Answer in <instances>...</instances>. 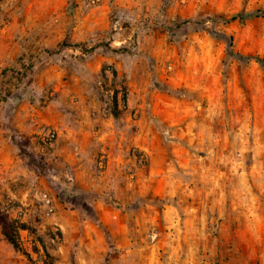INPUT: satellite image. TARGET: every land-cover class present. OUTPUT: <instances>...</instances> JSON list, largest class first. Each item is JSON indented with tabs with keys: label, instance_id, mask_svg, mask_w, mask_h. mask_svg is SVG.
Masks as SVG:
<instances>
[{
	"label": "rangeland",
	"instance_id": "obj_1",
	"mask_svg": "<svg viewBox=\"0 0 264 264\" xmlns=\"http://www.w3.org/2000/svg\"><path fill=\"white\" fill-rule=\"evenodd\" d=\"M261 10L0 0V264H264Z\"/></svg>",
	"mask_w": 264,
	"mask_h": 264
},
{
	"label": "trees",
	"instance_id": "obj_2",
	"mask_svg": "<svg viewBox=\"0 0 264 264\" xmlns=\"http://www.w3.org/2000/svg\"><path fill=\"white\" fill-rule=\"evenodd\" d=\"M247 17H248L247 15L241 14V15H234V16H231V17L228 18V19H223V20H224V22H226V23H230V22H235L236 20H245ZM253 17H256V18H258V17H262V18H264V11H262V10H261V11H257V12L253 15ZM189 22H190V21H185L184 24H188ZM230 40H231V42H230V46L232 47V46H233V39H232V37L230 38ZM258 60H259V62L261 63L262 67L264 68V58H263V59H258ZM112 75H113L114 79H117V78H118V73H117V71H116L114 68L112 69ZM102 76L106 78L107 75H106V72H105V71L102 72ZM123 88H124V87H123ZM124 90H125V89H124ZM118 103H119V101H118V95L116 94V95H115V98H114V105L116 106V107H115V110H117ZM123 104H124V106L126 107V105H127V95H126V92H125V94H124V96H123ZM114 115L117 117V116H118V111L114 112ZM22 229H24V230L26 229V230H27L26 227H23ZM28 231H29V230H28ZM14 232L17 233L16 230H14ZM31 232H32V231H31ZM34 234H36V233H34ZM4 235L6 236V238L8 239V241L13 245V247H14L18 252H20V253L26 255L29 259H32L30 253H28L26 250H24V249L22 248L21 243H20V241H19V239H18V236H16L15 234H12V231H10L9 229H8V230H7V229H4ZM60 235H62L61 232H60ZM37 238H38V241H39L42 245H44V242H43L42 238H41V237H37ZM44 246H45V245H44ZM46 254H47V256H48V252H47V251H46ZM50 264H54V263H50Z\"/></svg>",
	"mask_w": 264,
	"mask_h": 264
}]
</instances>
